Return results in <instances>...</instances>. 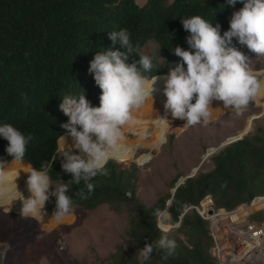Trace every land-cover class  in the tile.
<instances>
[{
	"label": "trees",
	"instance_id": "1",
	"mask_svg": "<svg viewBox=\"0 0 264 264\" xmlns=\"http://www.w3.org/2000/svg\"><path fill=\"white\" fill-rule=\"evenodd\" d=\"M242 7L237 3L233 8L227 0H146L143 5L136 0H0V125L9 123L33 136L23 163L39 168L56 156L50 175L53 182L57 176L66 182L71 176L62 171V158L56 151L57 137L64 134L60 125L68 118L59 105L63 95L83 89L91 105L99 107L101 90L88 69L98 51L115 50L109 32L127 29L140 52L148 42L156 43L169 66H174L180 58L172 49L190 50L189 33L183 30L181 18L200 15L213 26L220 24L222 35L229 28L232 12ZM237 47L243 53L247 49ZM132 59L138 60L139 55L134 54L128 63ZM154 64L157 70L145 75L166 72ZM7 143L0 137V158L8 162L12 157L5 152ZM212 162L211 171L187 179L172 198L166 193L151 206L135 194V169L123 170L112 161L107 176L98 175L91 181L95 187L87 199L75 195L79 189L87 194L83 182L73 185L68 194L73 207L85 211L102 205L126 208L130 215L126 239L106 259L108 264H140L138 250L162 234L154 209L166 206L170 199L171 222L177 224L183 214L179 227L168 233L178 244L176 253L164 260L162 250L154 251L145 264H217L210 255L208 224L193 207L210 196L214 208L232 211L263 197L264 137L245 136L216 154ZM179 177L173 179L172 187ZM263 220L264 211L250 217L256 224Z\"/></svg>",
	"mask_w": 264,
	"mask_h": 264
},
{
	"label": "clouds",
	"instance_id": "2",
	"mask_svg": "<svg viewBox=\"0 0 264 264\" xmlns=\"http://www.w3.org/2000/svg\"><path fill=\"white\" fill-rule=\"evenodd\" d=\"M237 3L243 7L232 12L229 28L222 35L220 24L213 26L211 21L200 15L181 18L183 30L189 33L186 43L190 50H183L179 46L172 49V53L180 58V62L174 66L170 65L168 73L160 75L145 74L152 73L154 68L157 70L154 59L162 60L163 64L165 61L157 55L153 57L140 52L139 44H133L127 29L108 33L115 50L109 48L98 51L90 61L88 69L101 90L99 107L91 105L83 89H80L78 94L69 92L63 95L59 105V110L68 118L66 123L60 125L64 134L57 137L63 153L60 156V167L64 173L71 176L66 182L57 176L56 186L53 187L50 172L57 159L53 156L50 160L42 162L39 168L26 164L30 167L26 172L25 188L21 189L17 183L20 171L11 169L10 165L13 161L23 162L33 136L21 132L9 123L0 125V137L8 142L5 152L12 157L11 163L0 158V209L10 213L18 202L19 217L40 224L46 221V205L50 198L54 197L55 208L51 217L60 220L72 214L73 199L68 193L72 192L73 185L83 182L87 194L83 189H79L75 195L87 199L95 187L91 181L98 175H108L109 161L119 160L127 155L128 137L124 129L129 125L139 126L143 123L135 113L148 102H151L152 107L154 94L161 90L157 87L160 80H163L162 94L166 97L164 114L157 115L153 123L159 129L161 141L165 139L171 126L169 113L173 119L186 121L182 128L177 129L201 123L208 125L213 120V113L220 110L213 109V101H221L225 109L231 108L232 111L241 113L249 107L250 102L264 97V70H255L249 58L237 47L246 46L251 52L264 57V0H227V5L233 8ZM134 54L139 55V59H132V62L128 63ZM163 75L166 76L158 77ZM245 136L246 134L242 139ZM226 142L227 140L224 143ZM221 145L216 149L217 154L229 146ZM73 150H78V154H74ZM204 156L209 157L207 153ZM196 171L197 169L195 173ZM194 176L195 174L190 178ZM179 179L181 176L175 184ZM126 195L130 196L131 193ZM260 198L264 196L254 198L250 204L226 211L214 208L212 198L206 196L193 209L202 218L198 210L206 199H211L214 210L242 211L241 218L245 224L259 227L264 220L256 224L250 221V217L264 211V208L248 214L243 208L253 206L254 201ZM171 203L170 199L166 206L154 209L156 226L162 234L157 240L146 242L144 247L138 250L140 264H145L154 251L162 250L164 260L175 255L178 244L168 233L179 227L183 214L177 224L172 223ZM202 219L208 224V234L212 241L210 255L219 264L212 255L214 242L210 235V223L207 219Z\"/></svg>",
	"mask_w": 264,
	"mask_h": 264
},
{
	"label": "rangeland",
	"instance_id": "3",
	"mask_svg": "<svg viewBox=\"0 0 264 264\" xmlns=\"http://www.w3.org/2000/svg\"><path fill=\"white\" fill-rule=\"evenodd\" d=\"M136 2L143 5L146 0ZM141 52L163 59L164 64L158 58L154 61L168 73L169 64L156 43L149 42ZM245 55L255 70H264V57L249 49H246ZM251 103L241 113L231 108L220 110L208 125L201 123L177 129L182 128L186 121L171 122L166 140L157 149L137 148L130 163L111 161L123 170L135 169V194L144 205L151 206L160 196L171 192V182L177 175L180 174L182 178L192 173L196 175L211 171L214 168L212 158L218 152L216 149L226 140L241 134L264 137V98L258 104L255 101ZM57 145L56 153L62 156L58 142ZM207 150H214L212 156H204ZM73 151L78 154L77 150ZM143 155L150 158L141 166L137 162ZM13 164L27 170L30 167L23 162L13 161L10 166ZM26 178L21 180L22 187H25ZM55 186L56 182H53ZM54 202L55 198L52 197L46 205L52 226L21 219L14 211L7 213L0 209V264H108L106 259L126 239L130 221L126 208L102 205L95 210L85 211L73 207L72 214L57 220L51 217ZM243 209L248 214L261 208L253 205ZM178 236L183 239L181 234Z\"/></svg>",
	"mask_w": 264,
	"mask_h": 264
},
{
	"label": "built area",
	"instance_id": "4",
	"mask_svg": "<svg viewBox=\"0 0 264 264\" xmlns=\"http://www.w3.org/2000/svg\"><path fill=\"white\" fill-rule=\"evenodd\" d=\"M198 212L210 223L212 255L219 264H264V223L259 227L245 224L242 211L214 210L211 199Z\"/></svg>",
	"mask_w": 264,
	"mask_h": 264
},
{
	"label": "bare ground",
	"instance_id": "5",
	"mask_svg": "<svg viewBox=\"0 0 264 264\" xmlns=\"http://www.w3.org/2000/svg\"><path fill=\"white\" fill-rule=\"evenodd\" d=\"M164 76H166V75L158 76V77H164ZM157 87L160 88L161 90L154 94V97H153L154 102L152 104V107H151V102H148L142 109H140L137 113H135L137 118L140 119L141 121H143V123L139 126L129 125L124 129L125 134L128 137V139L126 141L128 153L124 158L119 159V160H115V161H117L119 163H130L134 160V155H135L137 148L141 147L142 149H148V150L152 151V149H157L159 147V145L166 140V135L171 130V127L169 128V131L166 133L165 139L163 141H161L160 135H159V129L153 123V119L157 115L163 116V114H164L163 105H164V102L166 100V97H164L162 94L163 80L158 81ZM262 98H264V97L257 98L255 100V102L258 104ZM212 107H213V109H217V108L220 110L224 109L223 103L221 101H213ZM220 110H216L213 113V115L216 114L217 112H219ZM168 120L170 122H175V123L182 121L179 119H173L171 117L170 113L168 115ZM247 129H249V127ZM243 135L244 134H241L240 136H238L236 138H231V139H237L239 137H242ZM231 139H229V140H231ZM70 143H71V141L69 139V144ZM207 153L210 156L214 153V150H209ZM149 158H150L149 155H143L138 159L137 163L142 166L148 162ZM10 167H11V169L20 171V175H19V179L17 180V183L21 189L25 188V187H22V184H21L22 181L21 180L25 176H27L26 172L28 170L20 167L18 164H13ZM26 195H27V193H26ZM253 205H255L257 208L264 207V199H261V198L256 199L254 201ZM18 207H19V204L17 202L16 207L12 211L18 213L17 212ZM43 224H45L46 226H52V222H50V219L48 217L46 218V221L43 222Z\"/></svg>",
	"mask_w": 264,
	"mask_h": 264
},
{
	"label": "water",
	"instance_id": "6",
	"mask_svg": "<svg viewBox=\"0 0 264 264\" xmlns=\"http://www.w3.org/2000/svg\"><path fill=\"white\" fill-rule=\"evenodd\" d=\"M251 105H252V103L250 102L249 106H251ZM241 139H242V137H239V138H237V139H231V140H228L226 143L222 144L221 147H225V146H227V145H229V144H231V143H233V142H236V141H238V140H241ZM207 155H208V153H207ZM193 175H194V174L192 173V174H191L190 176H188V177H185V178H181V179H179L178 182L175 184L174 189L171 191V195L173 196V195H174V192H175L176 189H177V187L180 186V185H182L186 179L192 177Z\"/></svg>",
	"mask_w": 264,
	"mask_h": 264
}]
</instances>
